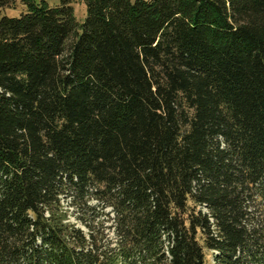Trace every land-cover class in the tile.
<instances>
[{
	"label": "trees",
	"instance_id": "trees-1",
	"mask_svg": "<svg viewBox=\"0 0 264 264\" xmlns=\"http://www.w3.org/2000/svg\"><path fill=\"white\" fill-rule=\"evenodd\" d=\"M16 1L0 264H264V0Z\"/></svg>",
	"mask_w": 264,
	"mask_h": 264
},
{
	"label": "rangeland",
	"instance_id": "rangeland-1",
	"mask_svg": "<svg viewBox=\"0 0 264 264\" xmlns=\"http://www.w3.org/2000/svg\"><path fill=\"white\" fill-rule=\"evenodd\" d=\"M48 2L51 6H55L59 4L61 0H48ZM73 7H74V12H75V16L77 20L80 23H83L87 16L86 2L84 0H73ZM25 11H26V5L22 2V0H17L14 6L1 9V15L20 16ZM72 220H74L73 217H72ZM83 228L87 229L84 226ZM208 263L213 264L210 255H208Z\"/></svg>",
	"mask_w": 264,
	"mask_h": 264
}]
</instances>
